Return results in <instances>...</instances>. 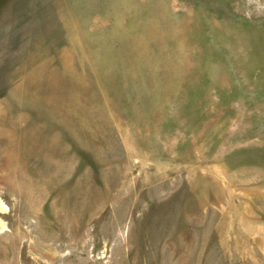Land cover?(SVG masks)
Returning a JSON list of instances; mask_svg holds the SVG:
<instances>
[{"label":"rangeland","instance_id":"1","mask_svg":"<svg viewBox=\"0 0 264 264\" xmlns=\"http://www.w3.org/2000/svg\"><path fill=\"white\" fill-rule=\"evenodd\" d=\"M0 264H264V0H0Z\"/></svg>","mask_w":264,"mask_h":264}]
</instances>
